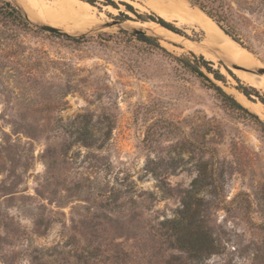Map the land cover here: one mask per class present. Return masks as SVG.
Listing matches in <instances>:
<instances>
[{
    "label": "rangeland",
    "instance_id": "374dc122",
    "mask_svg": "<svg viewBox=\"0 0 264 264\" xmlns=\"http://www.w3.org/2000/svg\"><path fill=\"white\" fill-rule=\"evenodd\" d=\"M11 1L29 22L0 16V264H264V103L239 87L264 88L161 40L135 0H84L101 23L68 36ZM227 2L264 79V0ZM201 56L259 120L176 59Z\"/></svg>",
    "mask_w": 264,
    "mask_h": 264
},
{
    "label": "bare ground",
    "instance_id": "6f19581e",
    "mask_svg": "<svg viewBox=\"0 0 264 264\" xmlns=\"http://www.w3.org/2000/svg\"><path fill=\"white\" fill-rule=\"evenodd\" d=\"M18 1L23 6L27 14L30 13L31 15L37 17V13L39 16L41 15L43 18H45L46 21L50 23V25L60 29L62 28L67 32L88 30L93 28L101 23V18L103 15V13L99 15L96 7L84 0ZM24 1H26V5L23 3ZM171 1V7L166 5V3L169 1L165 0H135L134 3L138 7H149L151 10L166 20L174 19L176 24L179 27L184 28L186 31L195 30L203 33L202 41L194 42L168 30L160 24L153 23V31L161 37V40L169 43H181L185 47L203 52L205 55L210 56V58L216 55H222L227 58L231 65H242L238 64L237 62L247 60L248 55L245 48L237 40L232 38L213 18H211L202 9L192 5L188 0ZM107 7L112 11H117V9L111 5ZM39 20L42 21L41 19ZM238 67L248 69L243 66ZM234 70L246 81L252 84H257L264 88V79L261 78L262 76L260 77L254 73L247 72L239 68H234ZM258 105L260 106L261 104L257 103V106Z\"/></svg>",
    "mask_w": 264,
    "mask_h": 264
},
{
    "label": "trees",
    "instance_id": "16d2710c",
    "mask_svg": "<svg viewBox=\"0 0 264 264\" xmlns=\"http://www.w3.org/2000/svg\"><path fill=\"white\" fill-rule=\"evenodd\" d=\"M193 4L197 5L200 9H202L205 13H207L211 18H213L229 35H231L234 39L239 41L237 36L235 35L236 31V22L235 17L233 14L232 6L227 2V0H190ZM108 4L114 5L116 7V4L113 0H108ZM127 8L133 12H135V9L132 5L127 4ZM29 14V15H28ZM28 17H33L35 20L40 21L37 17L31 15L28 13ZM0 16L12 19L16 22H18L20 25H28V19L22 12V10L11 0H0ZM31 19V18H30ZM154 21H157L161 25L165 26L168 29H171L179 34H182V32L175 26H173L170 22L166 21L162 17H157V19L152 18ZM32 20V19H31ZM136 35L144 41H156V39L152 36L146 35L143 32H138ZM85 37H79L75 38L76 41H81ZM163 48V47H162ZM163 50L166 51V49L163 48ZM168 52V51H166ZM176 59L181 62L186 68H188L196 77H198L202 83L205 84L208 88L214 89L222 101L224 102L225 106L231 109H238L246 112L250 116L254 117L255 119H258V116L251 112L249 109L244 107L234 96L226 93L219 85H217L207 74L211 73L214 75V77L217 80H223L224 77L220 73V71L213 69L211 66L210 61H206L203 56L196 59V63H191V61H186L183 58L176 57ZM207 71H205L204 69ZM239 90L249 99H253V95L257 96L263 103H264V97L263 94L260 93V91L251 85H240ZM264 130V125H263Z\"/></svg>",
    "mask_w": 264,
    "mask_h": 264
},
{
    "label": "water",
    "instance_id": "95a60500",
    "mask_svg": "<svg viewBox=\"0 0 264 264\" xmlns=\"http://www.w3.org/2000/svg\"><path fill=\"white\" fill-rule=\"evenodd\" d=\"M160 25H161V24H160ZM162 26H163V25H162ZM163 27H165V26H163ZM40 28H42L43 30H46V31L52 32V33H58V34L65 35V36L70 35L69 33H67V32H65V31L59 29L58 27L52 26V25H50V24H42V25H40ZM165 28H166V27H165ZM167 29H168V28H167ZM168 30H170V31H172V32H174V33H177V32H175V31H173V30H171V29H168ZM138 32H143V31H138ZM143 33H144V32H143ZM177 34H179V33H177ZM179 35H181V34H179ZM231 66H233V67H235V68H241V67H238L237 65H231Z\"/></svg>",
    "mask_w": 264,
    "mask_h": 264
}]
</instances>
